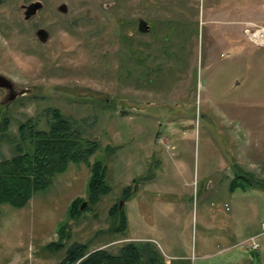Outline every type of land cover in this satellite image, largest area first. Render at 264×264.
Wrapping results in <instances>:
<instances>
[{
  "label": "rangeland",
  "instance_id": "rangeland-1",
  "mask_svg": "<svg viewBox=\"0 0 264 264\" xmlns=\"http://www.w3.org/2000/svg\"><path fill=\"white\" fill-rule=\"evenodd\" d=\"M35 2L42 8L26 20ZM40 29L45 43L36 37ZM262 30L264 0H0V76L12 85L0 88V119L10 120L8 133L18 140L27 121L47 130L50 111L58 110L84 141L99 143L93 159L107 166L112 188L84 212L89 169L70 165L25 208L2 205L0 264H60L64 250L52 253L47 245L57 241L77 197L85 206L69 222L68 244L117 255L139 228L155 236L149 196L177 202L164 190L178 192L181 206L198 213L187 238L190 256L201 237L208 247L229 239L236 222L254 235L238 248L258 250L249 254L258 262L264 188L231 194L229 183L238 171L264 186ZM13 156L3 142L0 161ZM134 181L142 188L153 183L160 193L134 196L131 228L113 233L108 211L125 207ZM245 198L257 204L252 227L246 223L254 208L243 206Z\"/></svg>",
  "mask_w": 264,
  "mask_h": 264
},
{
  "label": "trees",
  "instance_id": "trees-1",
  "mask_svg": "<svg viewBox=\"0 0 264 264\" xmlns=\"http://www.w3.org/2000/svg\"><path fill=\"white\" fill-rule=\"evenodd\" d=\"M50 113L47 130H38L34 123L27 121L18 126V140L8 133L10 120L5 116L0 119V145L6 142L14 151L13 157L0 161V214L2 205L17 210L25 208L35 194L49 190L53 179L65 174L70 165H85L89 169L84 212L111 192L112 188L107 182V166L93 159L99 150V143L96 140L84 141L74 124L58 110ZM136 185L134 181L133 185L126 187L125 202L135 193ZM255 187L264 188L263 182L243 176L238 171L229 183L231 192ZM82 204L79 197L69 203L67 221L57 229V241L47 245L52 253L64 250L60 264H163L161 252L149 242L143 243L141 247L125 244L116 256L103 249L90 251L88 243L68 244L71 240L69 222L81 216ZM108 219L111 232L126 231L124 208L119 210L118 204H114L108 211Z\"/></svg>",
  "mask_w": 264,
  "mask_h": 264
},
{
  "label": "crops",
  "instance_id": "crops-1",
  "mask_svg": "<svg viewBox=\"0 0 264 264\" xmlns=\"http://www.w3.org/2000/svg\"><path fill=\"white\" fill-rule=\"evenodd\" d=\"M145 184L142 187L136 185V191L132 197L125 202V214L127 219V229L131 228V220L129 215V206L131 205L132 199L136 195H143L144 193L159 194V189L155 188L153 183ZM139 187V189H138ZM148 187V188H147ZM154 187V188H153ZM165 193L174 197L176 203L172 202H156V199L149 196L151 199H148L152 206L151 213L154 217L153 230L155 236L145 233L144 236L140 235L143 228H139L138 235L132 236L127 239V242L134 244L137 247H141L143 243L149 242L153 243L161 252L163 256V264H258L259 260L262 261L263 253L257 254L256 257H259L258 262L252 261L249 257V254L253 255L257 251H243L238 248V243L241 240L250 238L254 236L251 231H242L239 226H236L235 222L237 216H233L231 221L235 222L234 226L232 224V236L229 239L214 243L213 247H208V242L205 237L200 238V248L194 255L191 254V250L188 249L187 238L190 236L191 227L198 219V213L194 210V207L186 208L181 206L182 200L178 192L164 190ZM234 194V191L231 192ZM145 196V195H144ZM158 196H156L157 198ZM244 202L243 206L246 208H254L253 212H250V220L247 221V225L252 227V225H257L256 210L257 204L256 200L250 198H245L242 200ZM234 204L237 205L236 200H233ZM129 205V206H128ZM234 205V206H235ZM127 210V211H126ZM252 211V210H251ZM252 217L256 218L252 220ZM202 221L205 223L204 219ZM146 232V231H145ZM256 236V235H255ZM239 249V250H237ZM113 255V254H111ZM118 255V254H117ZM116 256V254L114 255ZM190 256V257H189ZM255 257V258H256Z\"/></svg>",
  "mask_w": 264,
  "mask_h": 264
},
{
  "label": "water",
  "instance_id": "water-1",
  "mask_svg": "<svg viewBox=\"0 0 264 264\" xmlns=\"http://www.w3.org/2000/svg\"><path fill=\"white\" fill-rule=\"evenodd\" d=\"M42 8V5L41 3L39 2H35L31 5H29L27 8H26V12H25V19L28 20L32 15H35L37 13V11L41 10ZM61 12H65V8L64 7H61L59 9ZM140 28H143L145 30H149V26L143 24V23H140ZM36 37L39 39L40 42L42 43H45L48 39L47 37V33L40 29L36 32ZM0 88L2 89H6V90H11L12 89V85L11 83L3 76H0ZM16 96H11V100L14 99ZM124 202H120L119 205H118V209L121 210L122 208V205H123ZM85 206V203H83L80 207V209L82 210Z\"/></svg>",
  "mask_w": 264,
  "mask_h": 264
},
{
  "label": "bare ground",
  "instance_id": "bare-ground-1",
  "mask_svg": "<svg viewBox=\"0 0 264 264\" xmlns=\"http://www.w3.org/2000/svg\"><path fill=\"white\" fill-rule=\"evenodd\" d=\"M259 36H260V43H261L262 46H264V30H262L259 33Z\"/></svg>",
  "mask_w": 264,
  "mask_h": 264
},
{
  "label": "built area",
  "instance_id": "built-area-1",
  "mask_svg": "<svg viewBox=\"0 0 264 264\" xmlns=\"http://www.w3.org/2000/svg\"><path fill=\"white\" fill-rule=\"evenodd\" d=\"M251 249H252V250H257V245H256V243H254V242L252 243Z\"/></svg>",
  "mask_w": 264,
  "mask_h": 264
},
{
  "label": "flooded vegetation",
  "instance_id": "flooded-vegetation-1",
  "mask_svg": "<svg viewBox=\"0 0 264 264\" xmlns=\"http://www.w3.org/2000/svg\"><path fill=\"white\" fill-rule=\"evenodd\" d=\"M141 30H143L144 32H150V30H145V29H143V28H140ZM16 95V94H15ZM15 95H13V96H15Z\"/></svg>",
  "mask_w": 264,
  "mask_h": 264
}]
</instances>
